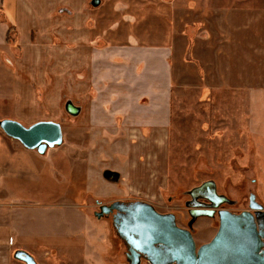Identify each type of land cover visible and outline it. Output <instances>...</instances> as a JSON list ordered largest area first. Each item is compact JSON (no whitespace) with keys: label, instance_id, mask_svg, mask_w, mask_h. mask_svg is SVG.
I'll use <instances>...</instances> for the list:
<instances>
[{"label":"crops","instance_id":"0c3cea01","mask_svg":"<svg viewBox=\"0 0 264 264\" xmlns=\"http://www.w3.org/2000/svg\"><path fill=\"white\" fill-rule=\"evenodd\" d=\"M136 1L141 3L138 10L144 11L145 2ZM82 2L0 0V46H7L9 37L23 45L21 63L8 65L11 77L6 66H0L3 78L11 80V84L0 81V121L11 118L26 125L31 119L19 117L16 108L29 107L34 115L40 114L35 108L39 94L46 98L43 108L57 107L53 98L59 96L60 86L44 83V75L54 72L44 65L54 55L53 49L43 51L40 29L33 32L46 27L43 37L52 39L51 43L66 38L80 49L87 36L78 28L81 23L72 18L82 13ZM130 9H136L130 0L121 6L109 3V157L120 154L131 184L145 187L160 183L164 176L160 157L168 149L175 87L172 62L177 50L170 15L146 9L149 12L140 19L128 13ZM120 11L121 18L116 19L115 12ZM214 25L219 28L218 43L228 44L223 56L228 62L218 66L215 86L224 99H219L223 123L230 124L233 138L244 149L246 141L253 140L264 161V0H202L203 40L210 34L206 28ZM205 86L208 91L214 89ZM41 120L57 121L40 118L32 124ZM55 149L47 148L44 153L28 149L0 128V264H25L14 257L20 249L31 253L39 264H82L77 259L99 256L89 243L93 237L98 239L97 226L79 201L81 188L75 190L81 175L71 155ZM54 164L72 179L62 196L52 194L48 200L50 183L56 179ZM107 170L118 175L110 182L123 179L119 169ZM33 194L39 198H30Z\"/></svg>","mask_w":264,"mask_h":264},{"label":"rangeland","instance_id":"374dc122","mask_svg":"<svg viewBox=\"0 0 264 264\" xmlns=\"http://www.w3.org/2000/svg\"><path fill=\"white\" fill-rule=\"evenodd\" d=\"M127 2L83 0L82 13L71 17L81 23L78 28L82 29V35L87 36V41L78 46L80 49L66 38L60 37L57 43H51L52 39L43 37L47 34L46 27H36L33 33L40 29L42 42L39 45L43 51L53 49L54 53L51 60H45L44 65L49 70L53 68L54 72L44 75V83H50L54 88L60 86L61 95L53 98L57 107L50 109L46 106L43 108L46 98L39 94L38 106L35 107L40 113L38 115H34V109L29 107L16 108L19 117L31 119L25 122L26 125L40 118H55L62 124L64 141L53 148L59 152L67 151L74 159L75 170L81 175L75 190L81 188L77 192L79 201L82 200L89 218L98 229V239L93 237L89 243L96 247L99 256L86 255V260H83L79 255L77 258L83 261L76 258L77 263L79 260L82 264H130L127 245L118 236L112 218L104 214L96 218L95 213L101 212L102 204L135 200L150 202L162 213H174L180 226L191 228L197 246L215 236L219 216L216 213L193 220L189 212L193 200L191 190L195 187L213 181L217 192L228 199L220 208L232 212L250 209L252 193L264 207V161L253 140H247L244 149L240 141L233 138L230 124L223 123L225 118L219 99H224L219 98L215 86L219 82L218 66L227 61L223 56L227 55L228 44L218 43L217 25L206 28L210 34L208 40H203L202 0H143L145 3L142 6L152 10V14L170 15L169 28L176 39L177 51L172 62L175 87L171 121L168 124V149L160 157L163 180L158 184L135 187L124 169L122 156L109 157V3L121 6ZM130 2L136 9H130L128 13L135 17L141 19L149 12L146 9L145 12L138 10L140 2ZM115 13V18L120 19L121 11ZM7 43L5 47L0 46V66L5 65L7 76L11 77L9 66L21 63L23 45L15 37L12 41L9 37ZM1 80L11 84L8 77L3 78L0 74ZM206 84L214 86V89L208 91ZM225 94L228 95V92ZM68 100L77 109L70 106L71 103L67 104ZM6 110L10 111L11 106ZM53 166L56 169V164ZM109 167L119 169L123 179L115 183L107 180L103 172ZM56 170V179L49 186L51 195L48 200L52 199V194L62 196L71 184L72 177L68 171L62 168ZM29 197L39 198L35 194ZM80 252L85 255L83 251ZM140 264L149 263L143 259Z\"/></svg>","mask_w":264,"mask_h":264},{"label":"water","instance_id":"95a60500","mask_svg":"<svg viewBox=\"0 0 264 264\" xmlns=\"http://www.w3.org/2000/svg\"><path fill=\"white\" fill-rule=\"evenodd\" d=\"M0 128L24 147L40 153L64 141L63 127L58 121L41 120L25 125L5 118L0 121ZM104 176L111 181L118 178L116 172L109 170ZM191 195L193 220L216 213L219 216L215 236L200 246L191 228L180 226L174 213H162L147 201L102 204L96 216L100 218L102 214L117 211L113 225L127 245L130 264H140L141 258L149 264H264V207L255 194L250 195V209L240 213L220 208L228 199L217 192L213 181L195 187ZM14 257L25 264H39L26 250H17Z\"/></svg>","mask_w":264,"mask_h":264},{"label":"flooded vegetation","instance_id":"af4514ba","mask_svg":"<svg viewBox=\"0 0 264 264\" xmlns=\"http://www.w3.org/2000/svg\"><path fill=\"white\" fill-rule=\"evenodd\" d=\"M193 201V200H192ZM202 201H206V200H202ZM208 202V201H207ZM117 211L116 210H113L111 211L109 214H107V216H109L110 218H112V221H113V215L116 213ZM190 213V212H189ZM176 216V215H175ZM176 220H177V216H176ZM182 227H185V228H189L188 226H184L182 225ZM141 260H143V258H141Z\"/></svg>","mask_w":264,"mask_h":264}]
</instances>
